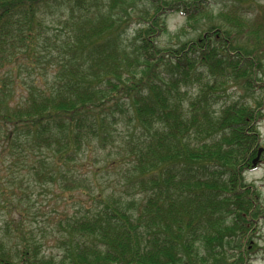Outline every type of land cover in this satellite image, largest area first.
Instances as JSON below:
<instances>
[{"label": "trees", "instance_id": "16d2710c", "mask_svg": "<svg viewBox=\"0 0 264 264\" xmlns=\"http://www.w3.org/2000/svg\"><path fill=\"white\" fill-rule=\"evenodd\" d=\"M210 1L0 0V264L254 263L264 11L158 42Z\"/></svg>", "mask_w": 264, "mask_h": 264}, {"label": "rangeland", "instance_id": "374dc122", "mask_svg": "<svg viewBox=\"0 0 264 264\" xmlns=\"http://www.w3.org/2000/svg\"><path fill=\"white\" fill-rule=\"evenodd\" d=\"M241 1V0H240ZM239 0H211L210 5L208 7V15L206 16H199V20H191L188 21L186 16L182 15L181 13H173L168 17V32L163 34L161 37H159L158 42L161 46L163 47H170L174 46L177 47L179 46L182 42L190 39V38H195L197 35L200 34L201 31H203L205 28L208 27V25L211 22H219L222 17L219 16V12L221 9L223 11L230 10L234 4H237L239 8L244 5L245 8H241V10H249L251 14V17L253 19L257 18V14L259 13L260 10L264 11V8H260L258 5H256L257 2L258 4L264 6V0H256V3L252 6L249 7L246 5V3H241ZM225 4H227L225 6ZM121 5V2L119 1L116 4V8H119ZM136 14L133 15V20L130 21V26L128 27V32L124 37L128 38L127 42H130V40L134 37L133 31L135 29V25L138 21V19L135 17ZM66 19H59L57 15H52L49 17L48 21L50 24V32L52 35L58 34L59 32H62L61 35L65 34V30L62 28L64 24V21ZM214 20V21H213ZM55 37V36H54ZM22 76V75H21ZM19 79H20V74H19ZM23 84V83H20ZM193 92L194 89H191ZM23 90L18 87V97L22 94ZM230 94H236L235 96H238L239 94H242L243 91L239 90L236 88H231L229 90ZM260 131L263 136V143H262V154L260 157L263 156L264 152V120L260 123ZM106 153H103V151H98V157H97V162L95 165H90L88 160H86V155L84 162L85 165L82 167L83 170L89 171V170H94L101 166V162L103 161L104 155ZM94 157V153H92V158ZM94 160V159H93ZM106 174L105 172L98 171L97 175V180L99 182H102L103 185H105V181L109 178V176L106 178H103L102 176ZM246 179L248 183H255L256 185L259 186L261 193H262V201L264 202V163H258L256 167L253 170L248 171L246 174ZM115 176H111V178H114ZM47 195H43L42 200L46 197ZM84 198V197H83ZM45 204H47V199L45 200ZM62 208H65L66 206H71L74 205L73 203L71 204H63L60 203ZM51 206H49L47 209H50ZM261 225V230H260V236L258 238L259 245L261 246V250L257 255L256 260L254 261L253 264H264V220L260 223Z\"/></svg>", "mask_w": 264, "mask_h": 264}, {"label": "water", "instance_id": "95a60500", "mask_svg": "<svg viewBox=\"0 0 264 264\" xmlns=\"http://www.w3.org/2000/svg\"><path fill=\"white\" fill-rule=\"evenodd\" d=\"M261 154H262V148H260V150H259V152H258V156H257L256 159L254 160V164H256V163L259 161Z\"/></svg>", "mask_w": 264, "mask_h": 264}]
</instances>
